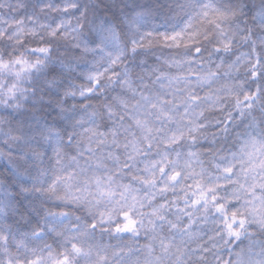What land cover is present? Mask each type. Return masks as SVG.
<instances>
[{
    "label": "snow or ice",
    "instance_id": "6c2138e0",
    "mask_svg": "<svg viewBox=\"0 0 264 264\" xmlns=\"http://www.w3.org/2000/svg\"><path fill=\"white\" fill-rule=\"evenodd\" d=\"M179 7L182 11L190 9L183 27L149 31L141 38L142 47L156 45L169 50L149 70L152 79L143 90L125 79L122 86L135 99L130 102L126 96H117L115 100L124 111L107 109L125 133L129 160L147 155L146 149H156L154 158L143 162L144 174L133 176L146 186L144 194L138 195V190L128 184L114 186L111 174H94L75 195L68 183L71 176L54 175L43 189L49 196L89 206L93 200L98 204L118 196L115 203L119 210L99 213V221L94 219L84 228L65 222L69 213L64 209L45 211L40 221L23 233L11 223H0V264H111L110 246L93 242L98 228L117 234H146L143 260L137 254L141 249L113 250L112 256L123 258L121 264H164L165 259H171L172 264H205L211 251L208 242L216 236L225 235V244L239 240L247 217L264 227V36L257 37L252 28L237 22L238 7L231 2L185 0ZM79 8L75 0H37L33 10L39 11L28 19L31 23L52 9L65 16L74 15ZM256 21L264 27V6L256 10ZM66 24L69 21H61L48 35L55 38L66 33ZM9 31L19 39L25 31L24 19L15 17L14 28ZM212 40V51L208 52L202 44ZM32 51L47 54L49 48L41 45ZM205 52L209 56L215 53L218 62L206 67ZM16 63L35 67L20 58ZM99 75L90 76L93 84H101ZM116 76L111 72L108 79ZM93 90L90 85L80 94ZM237 121L245 127L237 134L233 149H225L217 137L226 139ZM119 128L103 132L93 127L88 131L99 137L98 144L108 142L109 136L112 143L119 144ZM201 141H206L207 147ZM108 155L119 159L113 153ZM97 167L105 165L98 162ZM92 182L94 193L89 187ZM61 184L62 195L57 193ZM24 192L29 189L25 187ZM11 204L9 199L0 200V212H6ZM213 213L221 220L211 219ZM114 215L118 221L113 220ZM209 224L214 227L209 228ZM211 247L216 248V244ZM252 253L250 244L234 257L230 254L227 261L217 257L218 264H264V260L253 262Z\"/></svg>",
    "mask_w": 264,
    "mask_h": 264
},
{
    "label": "clouds",
    "instance_id": "9594fccd",
    "mask_svg": "<svg viewBox=\"0 0 264 264\" xmlns=\"http://www.w3.org/2000/svg\"><path fill=\"white\" fill-rule=\"evenodd\" d=\"M48 2L56 3V0ZM75 2L80 8L74 15L65 16L52 9L30 23L28 18L36 16L39 11L33 10L37 0H0V33H9L0 34V200L12 201L6 212H0V223H11L20 233L40 221L47 210H66L69 214L64 221L81 228L94 219L99 221L101 212L113 208L119 210L115 203L118 196L111 201L101 200L98 204L93 200L91 206L49 196L43 189L57 174L71 176L68 183L75 195L80 194L85 180L91 181L94 174H111L114 186L128 184L138 190V195L144 194L146 186L133 176L144 174L143 162L154 158L156 149H146L147 155L142 153L129 160L128 150L124 147L125 133L119 128L117 117L110 115L107 109L111 107L114 113H122L124 110L115 97L126 96L130 102L135 99L122 82L131 80L138 90H143V85L152 79L149 70L159 63V57L168 53V49L156 45L142 47L141 38L145 33L183 27L190 11H182L179 7L185 0ZM225 2L238 7L237 22L242 27L247 25L257 37L264 36V27L256 21V10L264 6V0ZM17 16L23 18L25 24V31L19 39L9 31L14 28ZM64 20L69 21L65 25L67 32L55 38L49 36L48 32ZM21 41L25 42L22 44ZM213 43L214 40L203 41L202 46L211 52ZM41 45L49 48L47 54L32 51ZM117 57L119 59L113 64ZM17 58L27 60L35 67L17 64ZM204 59L206 67L218 62L215 53L209 56L205 52ZM111 72L117 76L109 80ZM96 74H100L99 85L90 80V76ZM90 85L93 92H85L82 96L80 92ZM93 127L103 132L118 127L119 144L112 143L110 136L108 142L98 144L99 137L91 136L88 131ZM244 127L237 121L226 139L223 135L217 137L218 143L225 149H233L237 134ZM201 143L207 147L206 141ZM109 153L119 159L109 158ZM98 162L105 167H97ZM125 164L130 167H124ZM25 187L29 189L28 193L24 192ZM89 187L94 193V182ZM116 190L120 191L119 188ZM57 193H64L63 184L58 186ZM220 194L225 195V190L222 189ZM228 207L231 210V205ZM118 219L113 216L114 221ZM211 219L220 221L221 217L213 213ZM246 221L244 234L239 240L231 239L225 244L227 237L218 235L208 242L211 251L205 264H218L217 257L227 261L230 254L234 257L250 244L253 262L264 260V227L251 217ZM208 227L214 226L209 224ZM92 239L95 243L110 246L107 251L111 264H121L123 259L119 254L112 256L113 250L119 253L121 248L126 251L128 247L141 249L137 254L143 260L142 245L148 242L143 231L139 236H133L130 233L102 232L99 228ZM203 239L207 240V234ZM213 243L216 248L211 247ZM164 264H172V260L165 259Z\"/></svg>",
    "mask_w": 264,
    "mask_h": 264
},
{
    "label": "trees",
    "instance_id": "16d2710c",
    "mask_svg": "<svg viewBox=\"0 0 264 264\" xmlns=\"http://www.w3.org/2000/svg\"><path fill=\"white\" fill-rule=\"evenodd\" d=\"M161 31H163V29H161Z\"/></svg>",
    "mask_w": 264,
    "mask_h": 264
}]
</instances>
